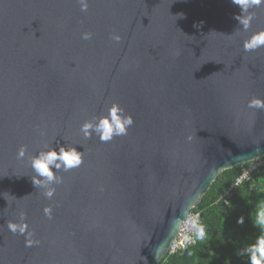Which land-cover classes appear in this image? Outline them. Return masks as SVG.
Instances as JSON below:
<instances>
[{
    "label": "water",
    "instance_id": "water-1",
    "mask_svg": "<svg viewBox=\"0 0 264 264\" xmlns=\"http://www.w3.org/2000/svg\"><path fill=\"white\" fill-rule=\"evenodd\" d=\"M86 3L0 0V264H160L219 175L264 158V4L245 30L232 0ZM113 106L126 134L86 137ZM60 148L82 162L47 198L31 159Z\"/></svg>",
    "mask_w": 264,
    "mask_h": 264
},
{
    "label": "trees",
    "instance_id": "trees-1",
    "mask_svg": "<svg viewBox=\"0 0 264 264\" xmlns=\"http://www.w3.org/2000/svg\"><path fill=\"white\" fill-rule=\"evenodd\" d=\"M255 163L261 164L252 177L237 184L243 169ZM193 211L201 214L203 236L196 245L169 253L160 264H250L244 249L264 236L257 224L264 213V158L225 170Z\"/></svg>",
    "mask_w": 264,
    "mask_h": 264
},
{
    "label": "clouds",
    "instance_id": "clouds-1",
    "mask_svg": "<svg viewBox=\"0 0 264 264\" xmlns=\"http://www.w3.org/2000/svg\"><path fill=\"white\" fill-rule=\"evenodd\" d=\"M80 2L81 10L86 11V0H80ZM232 3L238 5L242 13L241 15L236 16L235 19H237L239 24L242 25L245 30H247L250 26L251 20L253 19V15L251 13H248V9L264 4V0H232ZM245 13L248 14L244 15ZM91 35V33H84L83 39H90ZM113 39L119 41L120 37L118 35H114ZM261 46H264V31L255 33L248 40H246L244 43V50L252 51ZM249 107L264 108V101L253 99L252 101H250ZM132 123L133 121L130 117L122 119L121 116L118 115V108L116 106H113L110 109L109 118H102L95 125H93V123L91 122H86L82 125L81 131L87 137L90 134L91 130L92 132L98 134L102 141H108L113 137V135L126 134L127 126H130ZM24 155L25 149L22 147L18 151L17 158H23ZM81 162V154L76 149L66 150L64 148H60L59 152L55 150L40 152L37 157L31 159V167L36 174L34 177H32V183L36 188H45L46 191L44 192V195L47 198H51L54 193V188H51L50 185L60 182V179L54 175L52 169L59 170L61 167H63L64 170L67 171L79 166ZM255 164L260 165L261 163ZM44 211L45 215L51 218V209L45 208ZM21 219H23V214L21 216ZM238 222L242 223V220H238ZM257 224H259L262 229H264V213L259 214L257 218ZM8 228L13 234L19 233L20 235H24L27 225L9 222ZM198 235L203 236L202 228L199 230ZM32 243L34 242L31 240H26V246H31ZM170 253L173 252L170 251ZM243 254L248 256L250 264H264V236L258 237L255 243L244 249Z\"/></svg>",
    "mask_w": 264,
    "mask_h": 264
},
{
    "label": "built area",
    "instance_id": "built-area-1",
    "mask_svg": "<svg viewBox=\"0 0 264 264\" xmlns=\"http://www.w3.org/2000/svg\"><path fill=\"white\" fill-rule=\"evenodd\" d=\"M258 166V164H254L248 168H244L241 176L237 179V184L250 179ZM229 191H231V189ZM228 194L229 192L227 195ZM200 223L201 214L199 212L192 211L183 222L179 235L172 246L171 252L178 251L187 245H195L199 237L198 232L201 229Z\"/></svg>",
    "mask_w": 264,
    "mask_h": 264
}]
</instances>
